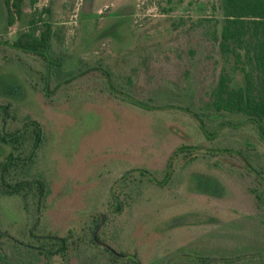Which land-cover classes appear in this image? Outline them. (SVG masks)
<instances>
[{"label": "rangeland", "instance_id": "1", "mask_svg": "<svg viewBox=\"0 0 264 264\" xmlns=\"http://www.w3.org/2000/svg\"><path fill=\"white\" fill-rule=\"evenodd\" d=\"M217 2L24 0L5 29L0 0V104L9 108L0 131L34 121L44 133L26 176L44 184L38 221L32 199L28 214L20 198H0V253L12 264H264L262 187L250 173L264 182L257 131L240 117H208L209 141L185 112L219 73L218 54L192 29L220 20ZM43 9L45 59L12 48ZM181 147L197 149L169 163ZM9 151L0 144V162ZM49 237L67 240L64 258L35 253Z\"/></svg>", "mask_w": 264, "mask_h": 264}, {"label": "trees", "instance_id": "2", "mask_svg": "<svg viewBox=\"0 0 264 264\" xmlns=\"http://www.w3.org/2000/svg\"><path fill=\"white\" fill-rule=\"evenodd\" d=\"M37 1L29 0L30 6L34 7ZM23 3L24 0H3L5 29L12 28L20 20L23 14ZM217 11L220 20L199 19L192 25V29H200L201 38L208 43L212 51L218 54L219 59L213 64L215 68L219 67V73L212 88L199 99V106L194 110L186 109L185 112L198 123L203 135L209 141L216 136L217 130L210 133L205 129L206 118L221 115L243 118L245 123L254 126L264 146V0H218ZM36 14L35 11L29 20L27 31L17 37L12 48L23 54L45 59L50 51L52 31L51 24L41 20L40 16L49 15L50 10L43 9L38 13V19L35 17ZM235 74L242 76L243 85L233 84ZM131 103L146 110L165 109L164 107L153 108L142 101ZM0 117L2 123H6L9 118L7 105L0 104ZM43 134L41 125L34 121H26L21 128L11 133L0 131V144L10 149L0 162V198L12 196L20 198L26 213L30 210L28 209L29 201L32 199L37 221L41 212L44 184L40 179L27 180L26 176L35 163L42 145ZM27 143L29 151L25 154ZM196 149V147H181L175 150L169 163L178 154ZM170 168L169 164V172ZM250 173L254 174L262 187L256 193L255 199L257 203L264 206V182L258 178V173L252 170ZM169 175L170 173L167 176ZM115 200L118 201L117 198ZM122 208L118 202L113 213L119 214ZM97 227L98 224H95L94 228L97 229ZM33 249L36 254L46 258L54 256L64 258L69 246L66 239L49 237L40 247ZM250 258L245 257L244 261H253ZM195 259L194 264H219L220 262L213 258L195 257ZM255 259L263 258L256 256ZM221 262L234 264L231 260H221ZM0 264L12 263L0 253Z\"/></svg>", "mask_w": 264, "mask_h": 264}]
</instances>
